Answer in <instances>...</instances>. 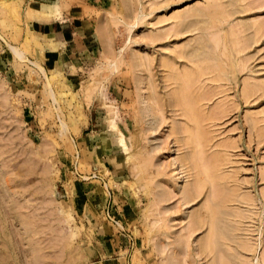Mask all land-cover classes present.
<instances>
[{"label": "rangeland", "instance_id": "obj_1", "mask_svg": "<svg viewBox=\"0 0 264 264\" xmlns=\"http://www.w3.org/2000/svg\"><path fill=\"white\" fill-rule=\"evenodd\" d=\"M5 1L0 264H264V0ZM39 14L91 53L45 61Z\"/></svg>", "mask_w": 264, "mask_h": 264}, {"label": "crops", "instance_id": "obj_2", "mask_svg": "<svg viewBox=\"0 0 264 264\" xmlns=\"http://www.w3.org/2000/svg\"><path fill=\"white\" fill-rule=\"evenodd\" d=\"M31 8L33 9V7ZM37 17L39 18H34L32 21L36 20L38 26L31 23V28L36 34L43 37L39 39L38 49L41 53L40 56L45 61L57 62L61 53L72 55L76 59L91 53L95 45L96 32L90 17L63 16L62 22L55 19L52 21L42 20L40 18L42 14Z\"/></svg>", "mask_w": 264, "mask_h": 264}, {"label": "bare ground", "instance_id": "obj_3", "mask_svg": "<svg viewBox=\"0 0 264 264\" xmlns=\"http://www.w3.org/2000/svg\"><path fill=\"white\" fill-rule=\"evenodd\" d=\"M9 2V1H8ZM7 1H5V2H3L1 5H0V15H7L9 12H11L12 11V13H13V11L14 10H16V8H11V6H10V4L12 3V2H10V3H8ZM13 4V3H12ZM52 5H54V7H55V5L56 4H52ZM49 6V8H48V15L50 14V13H56V12H54V7L53 6ZM15 6V5H14ZM30 9V8H29ZM31 10V9H30ZM29 10V11H30ZM191 12V11H190ZM193 13H194V11H192ZM25 13V12H24ZM27 13H28V11H27ZM190 14V15H195V13L194 14ZM199 12H197V14H198ZM188 14V13H187ZM186 14V15H187ZM14 15V14H13ZM51 15V14H50ZM55 15V14H54ZM27 16V15H26ZM30 18V17H29ZM53 18H54V16H53ZM19 19V18H18ZM99 36H100V38L103 40V34H104V32L103 31H99ZM100 41V40H99ZM103 42H104V40H103ZM10 51H11V54H12V56H13V58H14V60L16 61V62H21V60L23 61L24 59H23V52L24 51H21V49H18L17 47H15V46H11L10 45ZM24 50V49H23ZM38 54V53H37ZM61 59V58H60ZM24 62V61H23ZM29 63H32V65L33 66H35V68L36 69H38V70H40V72H42V74L45 72V70H44V68L42 67V66H40L38 63H36V62H30L29 61ZM28 66V65H27ZM55 70V69H54ZM59 73L60 72H57V71H55L54 73H52V78L54 77V76H56V75H59ZM47 81L48 82H50L51 80H50V78L48 77L47 78ZM48 92V91H47ZM48 96L49 97H51L52 99L54 98L55 99V97H54V92H53V90H49V93H48ZM197 117V116H196ZM64 125H65V123H63ZM62 124V125H63ZM63 125V126H64ZM63 126H61L62 128H65V127H63ZM65 130V129H64ZM64 133V132H63ZM119 142H118V145H120V146H124L125 144H124V141H123V139L122 138H120L119 140H118ZM144 163V162H143ZM216 225V224H215ZM62 226V225H61ZM216 227H217V225H216ZM215 227V228H216ZM9 236H10V238H14V237H16V236H14V232L13 231H11L10 233H9ZM19 245H18V243H16L15 244V247H14V249L15 248H20V246L18 247ZM72 261H74V260H72Z\"/></svg>", "mask_w": 264, "mask_h": 264}]
</instances>
